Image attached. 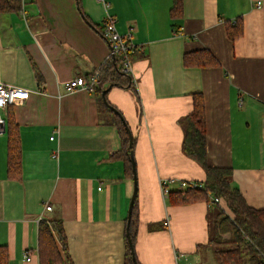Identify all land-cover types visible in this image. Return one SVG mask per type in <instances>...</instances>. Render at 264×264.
<instances>
[{
	"label": "crops",
	"instance_id": "0c3cea01",
	"mask_svg": "<svg viewBox=\"0 0 264 264\" xmlns=\"http://www.w3.org/2000/svg\"><path fill=\"white\" fill-rule=\"evenodd\" d=\"M106 1L107 9L97 0H21L19 10L0 11V82L29 92L10 105L19 179L6 176L5 127L0 132V245L8 264H39V222L55 215L71 264H124L133 181L116 157L117 128L102 121L92 91L65 87L106 63L109 45L100 32L106 12L137 47L135 84L106 93L134 140L135 258L217 264L208 239L223 201L213 203L208 192L206 199L169 202L160 182L178 191V180L206 177L181 148V120L200 93L208 163L231 168L245 201L264 208V0H182V15L174 18L172 0ZM236 20L242 34L231 41L226 24ZM198 49L218 65L184 66L183 55Z\"/></svg>",
	"mask_w": 264,
	"mask_h": 264
},
{
	"label": "trees",
	"instance_id": "16d2710c",
	"mask_svg": "<svg viewBox=\"0 0 264 264\" xmlns=\"http://www.w3.org/2000/svg\"><path fill=\"white\" fill-rule=\"evenodd\" d=\"M21 0H0V11L19 10ZM171 17L182 15V0H172L169 11ZM226 34L234 41L242 34V23L236 20L227 22ZM136 49L131 55L133 60ZM184 66L206 67L217 66L218 61L206 49H198L183 55ZM97 85L92 90L98 103L102 121L114 125L120 138L121 147L116 157L123 161L124 174L132 179V169L129 161L128 136L125 129V119L107 98L102 97V90L109 84L131 87L130 77L122 71L118 57H110L98 69ZM94 72V71H93ZM85 75L87 78L91 73ZM4 127L6 133V176L19 179L21 176V146L19 132L10 105L4 112ZM127 124V123H126ZM183 153L194 160L205 172V179L199 188H184L169 191V202L186 203L206 199V193L211 192L223 201L225 209L219 207L215 212L210 228L208 244L217 264H264V208H254L244 199L233 181L232 169L229 167L212 166L207 161L205 137V104L200 93L192 96V111L181 120ZM132 138V147H133ZM136 198V197H135ZM138 208L136 199L133 202L129 223V234L134 243ZM124 264H134L126 236L124 238ZM60 251L65 260L61 258ZM39 264H71L67 252L66 237L60 216L43 219L38 226ZM136 263L139 264L136 260ZM0 264H8L7 249L0 245Z\"/></svg>",
	"mask_w": 264,
	"mask_h": 264
},
{
	"label": "built area",
	"instance_id": "2783aa9c",
	"mask_svg": "<svg viewBox=\"0 0 264 264\" xmlns=\"http://www.w3.org/2000/svg\"><path fill=\"white\" fill-rule=\"evenodd\" d=\"M103 4L107 9L109 3L106 0H97ZM100 32L105 38L109 45V52L107 59L114 56L118 57L121 62L122 71L130 77L131 84H135L134 78L132 77L133 73V62L131 55L134 50L137 48L136 45L131 40V33L121 34L116 28V19L109 14L105 13L103 18ZM99 71L96 69L91 73L87 78L78 76L69 82L65 83V87L68 91L73 89L81 88L88 91H92L97 85V76ZM29 92L19 87H13L7 84L0 82V132L2 131V126L4 125V117L1 114V111L5 109L8 105H13L18 103L21 100H24L28 97ZM52 139V137L50 138ZM56 154H54L55 156ZM166 180H162L161 191L162 196L166 197L169 193V189L166 185ZM178 186L180 189L184 188H199L201 184L193 180H178ZM210 199L213 203H220L221 200L214 196L211 192L209 193ZM45 210H50L51 206L45 205ZM167 224V221H165ZM27 259H29L26 256Z\"/></svg>",
	"mask_w": 264,
	"mask_h": 264
},
{
	"label": "water",
	"instance_id": "95a60500",
	"mask_svg": "<svg viewBox=\"0 0 264 264\" xmlns=\"http://www.w3.org/2000/svg\"><path fill=\"white\" fill-rule=\"evenodd\" d=\"M111 87H112V84H109L105 89L102 90L101 94H102L103 98L105 97V93ZM124 125H125V129L127 131V136H128V147H129L128 154H129V161H130L131 169H132V181H133V190H132V194H131L130 201H129L128 213H127V219H126L125 236H126V239L128 242L131 258H132L134 264H137L135 254H134L133 245H132V241H131L130 234H129V223H130V217H131V210H132L133 202L135 200L136 192H137L136 170H135V160H134V156H133L132 134H131V131H130L128 125L126 123ZM1 130L2 131L4 130V126H2Z\"/></svg>",
	"mask_w": 264,
	"mask_h": 264
}]
</instances>
